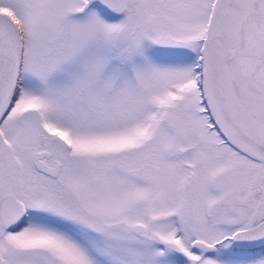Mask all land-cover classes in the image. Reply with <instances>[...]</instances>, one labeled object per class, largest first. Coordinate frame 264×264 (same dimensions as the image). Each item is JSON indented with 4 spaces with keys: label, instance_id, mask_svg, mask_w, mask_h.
Returning <instances> with one entry per match:
<instances>
[{
    "label": "snow or ice",
    "instance_id": "obj_1",
    "mask_svg": "<svg viewBox=\"0 0 264 264\" xmlns=\"http://www.w3.org/2000/svg\"><path fill=\"white\" fill-rule=\"evenodd\" d=\"M0 264H264V0H0Z\"/></svg>",
    "mask_w": 264,
    "mask_h": 264
}]
</instances>
